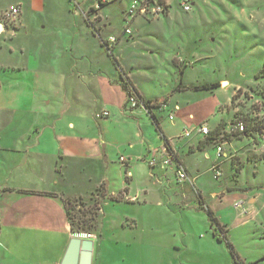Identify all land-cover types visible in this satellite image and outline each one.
<instances>
[{
  "label": "rangeland",
  "instance_id": "rangeland-1",
  "mask_svg": "<svg viewBox=\"0 0 264 264\" xmlns=\"http://www.w3.org/2000/svg\"><path fill=\"white\" fill-rule=\"evenodd\" d=\"M98 1L108 3V0H0V24L5 30L0 33V69L45 67L49 60L53 61L47 58L45 51L59 49L63 52L67 45H73L77 51L88 50V58L74 55L76 60L73 63L77 67L89 65L101 72L96 75L99 78L115 74L117 67L84 22V16H92L100 22V6H96L95 12L91 9L93 13L87 10L88 5L98 4ZM130 1L109 0L104 12L110 22L106 36L116 37L124 32L127 23L122 19V10ZM192 1L194 6L190 12H184L182 4L190 1L169 0L168 15L152 25H147L145 18L140 17L131 30L135 41L125 43L122 42L125 38L122 39V46L116 47L114 53L115 56L118 53L116 57L124 56L122 64L133 71L135 81L147 98L169 95L180 79L187 86L219 83V87L212 91L190 89L175 93L171 97L173 103L180 101L181 107L175 114V127L170 125L168 111L160 114L176 144L185 148L189 142L197 141L196 129L202 123L209 129L225 130L235 120L256 117L264 126V108L254 93V89L257 91L262 85V80L256 79V73L264 66L261 29L264 0ZM11 6L19 9L16 17L6 16ZM83 10L86 12L84 16ZM18 17H21L22 27L9 35L7 31L17 27ZM98 22L94 27L101 29ZM72 25L78 33L73 37L70 34L65 36L64 31ZM101 32L104 33V29ZM29 56H35L33 63ZM174 57L183 61L181 67L179 65L183 75L174 66ZM61 63L62 66L72 65L63 58ZM7 76L1 73L0 80ZM78 93L82 97L75 101L73 109L86 107L96 118L101 112L100 104L90 105L88 91ZM184 130H192L189 138L183 136ZM262 132L264 136V129ZM227 141L223 144L224 154L220 159L216 157L212 141L208 142L211 146L206 150L209 158L205 156L207 153L200 152L197 157L185 160L190 176L181 167L188 179L182 184L176 181L172 185L173 191L167 193V197H173V203L166 200L167 215H160L162 212L158 206L140 216L132 204L111 203L105 210L106 256L127 260L144 258L140 243L146 235L140 233L143 227L152 224L172 227L174 240L181 247L180 251L173 252V256L171 254L172 259L163 255L167 264H234L228 244L245 263L264 264V145L253 131L245 137ZM216 164H220L218 179L214 178L212 171ZM187 186L189 192L184 190ZM199 196L203 198L204 206H200ZM117 206L120 208L115 209ZM207 208L226 226L225 239L223 233L215 231L219 242L212 236L214 231ZM133 216L142 227L127 230L125 234L113 230L121 222L129 226L130 220L125 218ZM176 254L180 255V262L175 260ZM160 255L158 252L157 256Z\"/></svg>",
  "mask_w": 264,
  "mask_h": 264
},
{
  "label": "crops",
  "instance_id": "crops-1",
  "mask_svg": "<svg viewBox=\"0 0 264 264\" xmlns=\"http://www.w3.org/2000/svg\"><path fill=\"white\" fill-rule=\"evenodd\" d=\"M132 1L122 10V19L133 31L132 26L141 16L133 20L125 19ZM159 1L167 11L158 17H141L145 18L143 20L147 25H152L169 13V0ZM186 1L194 6L192 0ZM100 2L87 6L89 13L95 12L97 5L101 7L98 13L100 22L92 16H84V10L82 14L91 35L109 57L117 61L115 74L99 78L96 77L101 74L99 70L89 65L85 68L77 67L73 63L74 59L88 58V50L85 48L86 51H77L73 45H67L63 52L59 49L45 51L47 58L53 60H49L45 67L0 69V74H8L5 80H0V264H62L73 237L63 198L88 199L102 187L106 198L102 205L98 234L93 240L92 264H159V261L160 264H167L163 255L172 259L171 254L173 256L174 251L181 250L174 240L172 227L151 224L147 228L143 227L140 233L146 235L140 243L144 258L140 256L127 260L109 259L106 256L105 210L110 204H132L139 210L140 216L158 206L162 212L160 215H167L169 211L165 205L173 203L172 195L167 197V193L173 191L172 185L177 181L175 168L184 167L190 176L188 162L185 160L197 157L200 152L206 154L207 149L198 151L197 146L202 137L197 133V141L189 142L186 148L176 144L177 141H174L175 138L160 116L168 111L170 125L175 127V114L181 107L178 104L180 101L173 103L171 97L185 91L172 90L169 95L156 98L145 96L135 81L133 71L122 64L124 56L116 57L118 53L116 56L114 54L122 42L135 41L134 33L127 35L122 32L115 37V43L109 42V37L114 36H106L110 22L104 12L110 2L108 0L107 5ZM91 9L93 12H90ZM97 22L101 29L94 27H97ZM261 24L264 35V19ZM20 27L22 20L18 17L17 27L7 33L13 35ZM70 27L64 33L65 36L70 34L73 37L78 32L75 25ZM3 32L4 27L0 33ZM124 38L125 41H122ZM29 57L33 63L35 56ZM69 57L72 59L69 60ZM62 58L72 65L62 66ZM172 62L182 72L180 64L183 61L174 57ZM122 74L131 80L143 99L162 103L161 107L152 112L159 120L168 148L176 155L180 165L175 161L171 166L161 165V160L171 154L163 136L151 123L147 111L142 106L131 108L127 104L125 92L115 83ZM80 78L81 82H78ZM78 91L89 92L90 105L100 104L101 112L96 114V118L86 107L73 109L75 101L78 102L82 97ZM104 111L108 112V117L97 116ZM189 117L192 119V114ZM205 156L209 158L208 153ZM120 157L126 158V162L121 163ZM152 158L157 160L155 166L148 163ZM192 179L195 180L194 177ZM184 190L189 192L190 188L187 186ZM117 196L122 198L119 201L113 200ZM167 199L170 201L166 202ZM125 219L130 220L129 226L121 222L113 230L125 234L127 230H136L141 225L138 226L135 216ZM158 252L160 257L157 256ZM175 257L180 262V255L176 254Z\"/></svg>",
  "mask_w": 264,
  "mask_h": 264
},
{
  "label": "trees",
  "instance_id": "trees-1",
  "mask_svg": "<svg viewBox=\"0 0 264 264\" xmlns=\"http://www.w3.org/2000/svg\"><path fill=\"white\" fill-rule=\"evenodd\" d=\"M112 62L114 65H117V61L112 58ZM180 75H182V72H179ZM256 79H261L262 80V85L260 86L257 91L254 89V93L257 95L260 105L262 108H264V66L256 73ZM116 84H118L123 92H125L127 96V104H129V99L130 98H135L137 101V106H142L146 111L147 114L149 115V118L151 120V123L155 127L156 131L161 134L164 138V135L162 134V130L160 127V123L158 118L154 115L152 112L153 109H157L162 106V103H158L157 100H145L143 99L135 87L133 86L131 80L124 74L119 76V80L115 81ZM219 87V83H213V84H203V85H198V86H187L184 85L180 79L176 87L173 89V92H183L186 90H209L212 91L215 88ZM235 98V95L232 98V102ZM135 107V108H136ZM238 123L243 124V131H236L232 130V126H236ZM264 129V126L261 124V122L257 121L256 117H246L242 118L239 120H235L232 123L228 124L227 128L225 130H218V129H209V133L202 138V141L198 143L197 149L198 151H202L203 149H207L209 146H211L208 142L213 141V147L216 148L228 142L227 140L229 138H241L245 137L249 134L250 131L256 132L263 143L264 141V136L262 135V130ZM165 145L168 148L169 144L167 139L164 138ZM205 142V143H203ZM205 144V145H204ZM207 144V145H206ZM171 156L173 157V160L177 162V157L173 153V151L168 148L167 149ZM222 158V157H221ZM174 164V163H173ZM176 164H179L178 162ZM175 164V166H177ZM180 165V164H179ZM180 167V166H177ZM218 179V178H215ZM182 184V183H181ZM122 195V194H121ZM106 198V193L104 188L102 187L97 193L94 195H91L88 197L87 200H84L83 198H76L72 200L73 198H63V204L65 207V213L67 217V221L70 226V232L73 234H78V233H87L91 235H97L98 230L100 227L101 223V210H102V205L103 202ZM122 198V196H117L113 198L115 201H119ZM199 203L200 206H204V201L203 198L199 196ZM207 212L210 218V226L213 229V236L217 238V235L215 234V231L219 230L221 233L224 235V239L227 237L225 235L226 230L224 225L220 224L218 219L215 217L214 213L207 208ZM218 241L220 239L217 238ZM228 244V242H227ZM229 250H230V255L232 256V259L234 261V264H254V263H245L242 261L234 249L231 247L230 244H228Z\"/></svg>",
  "mask_w": 264,
  "mask_h": 264
},
{
  "label": "built area",
  "instance_id": "built-area-1",
  "mask_svg": "<svg viewBox=\"0 0 264 264\" xmlns=\"http://www.w3.org/2000/svg\"><path fill=\"white\" fill-rule=\"evenodd\" d=\"M182 9L184 12H189L191 10V6L189 3H183ZM166 11L167 10H166L165 5L162 4L159 0H145V1H141V2L134 0V1H132L130 7L128 8V10L125 13V19L126 20H130V19L133 20L134 18H136L138 16H141V17H158V16L164 14ZM18 14H19V9L15 6H11L6 12L7 17H16ZM124 33L127 35H130L131 29H129V27H126L124 30ZM108 41L111 43H115L116 38L115 37H109ZM129 105L131 106V108H135L137 106V101L135 100V98L129 99ZM97 116L98 117H108V112L104 111L101 113V115H97ZM170 119H172V116H170ZM231 128H232V130L234 129L236 131L238 130L241 132V131H243V124L238 123L235 127L232 126ZM191 132H192V130H185L183 133V136L186 138H189L191 136ZM196 132L198 135H201L203 138L209 133V127L206 124L202 123L201 125H199L197 127ZM263 145H264V141H263ZM223 154H224V148H223V144H221L216 148L217 158L220 159L221 157H223ZM173 161H174L173 157L170 155L168 158H163L161 160V165L163 167L171 166V165H173ZM120 162L125 163L126 158L120 157ZM148 163L150 166H155L157 164V160L152 158L149 160ZM212 171L214 173V178L220 177L221 174H220V171H219L217 165L213 166ZM128 175H130V174H128ZM175 175L177 177L178 183H185L188 179L185 171L181 167L175 168ZM76 235L82 239H91V240L95 239L94 235L87 234V233H78ZM222 237H224L223 234H222Z\"/></svg>",
  "mask_w": 264,
  "mask_h": 264
},
{
  "label": "water",
  "instance_id": "water-1",
  "mask_svg": "<svg viewBox=\"0 0 264 264\" xmlns=\"http://www.w3.org/2000/svg\"><path fill=\"white\" fill-rule=\"evenodd\" d=\"M3 26L0 24V32ZM94 241L73 234L62 264H92Z\"/></svg>",
  "mask_w": 264,
  "mask_h": 264
}]
</instances>
